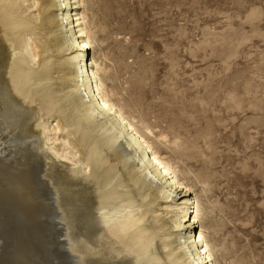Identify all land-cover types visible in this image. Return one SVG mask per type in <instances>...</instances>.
Wrapping results in <instances>:
<instances>
[{"label":"bare ground","instance_id":"bare-ground-1","mask_svg":"<svg viewBox=\"0 0 264 264\" xmlns=\"http://www.w3.org/2000/svg\"><path fill=\"white\" fill-rule=\"evenodd\" d=\"M95 3L0 0V132L17 130L6 144L20 152L8 159L0 146L1 190L12 198L16 228L38 242L23 259L239 264L206 177L189 180L190 170L156 148L180 143L166 145L111 99L110 68L87 15Z\"/></svg>","mask_w":264,"mask_h":264},{"label":"rangeland","instance_id":"rangeland-1","mask_svg":"<svg viewBox=\"0 0 264 264\" xmlns=\"http://www.w3.org/2000/svg\"><path fill=\"white\" fill-rule=\"evenodd\" d=\"M95 1L87 15L95 51L110 68L111 99L166 145L180 143L156 148L190 170L189 180L206 177L239 264H264V0ZM16 136L0 132L8 159L20 155L6 144ZM2 187L0 177V264H26V250L38 242L16 228Z\"/></svg>","mask_w":264,"mask_h":264}]
</instances>
